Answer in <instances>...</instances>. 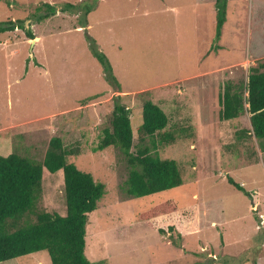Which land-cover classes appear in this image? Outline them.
<instances>
[{"label": "rangeland", "instance_id": "1", "mask_svg": "<svg viewBox=\"0 0 264 264\" xmlns=\"http://www.w3.org/2000/svg\"><path fill=\"white\" fill-rule=\"evenodd\" d=\"M218 1L0 0V23L16 22L0 35V155L43 163L54 137L80 148L69 161L105 185L87 226L92 263L264 264V153L248 131L250 113L225 120L220 103L227 83L247 95L251 68L264 63V0H227L220 36ZM94 42L112 73L93 53ZM116 100L132 111V150L149 146L176 160L181 186L128 193L127 157L116 146L97 150ZM147 100L168 114L174 142L157 136L155 148L150 137L141 139ZM42 188L35 211L11 219L16 228L42 210L67 214L64 171L45 167ZM169 198L195 212L193 220L160 217L154 228L140 218ZM0 264L53 262L42 250Z\"/></svg>", "mask_w": 264, "mask_h": 264}, {"label": "trees", "instance_id": "2", "mask_svg": "<svg viewBox=\"0 0 264 264\" xmlns=\"http://www.w3.org/2000/svg\"><path fill=\"white\" fill-rule=\"evenodd\" d=\"M12 3L11 0H8ZM71 6V5H70ZM227 0L217 3V35L220 36L227 19ZM52 12L55 11L50 6ZM15 21L0 23V35L15 29ZM22 21L19 20V25ZM31 38L34 34L28 31ZM93 53L104 68L113 72V67L107 56L101 52L95 42ZM264 63L251 68L246 82L247 95L227 83L220 95L222 105L221 117L225 120L234 119L242 112L250 113L252 128L248 130L258 140L264 153ZM241 88V87H240ZM121 100V96L117 97ZM132 111L124 103L115 101V107L110 119V126L104 129L97 150H105L111 146L118 147L127 157L129 176L126 188L130 195L144 197L166 191L183 184L181 170L176 160L160 157L152 153L149 146H134V128L131 119ZM168 114L152 100H147L143 107V124L139 128L141 139L150 137L154 147H157L155 137L167 143L175 141V135L167 132ZM78 146L68 148L61 137H54L45 155L43 163L19 153L8 156L0 155V262L12 260L24 255L46 250L53 264H105L92 263L86 256V236L90 214L98 208L99 201L105 194V185L96 181L92 173L84 172L69 156L79 153ZM56 173L64 171L67 214L42 210L36 212V221L29 225L16 228L11 219L22 218L35 211L40 201L43 188L44 168ZM229 182L247 195L250 192L233 178ZM188 214L185 219L188 224L193 220L195 212L191 211L175 198L166 199L140 214L150 226L156 228L159 218L173 221L175 218ZM174 230L173 225L161 227L159 231L166 233Z\"/></svg>", "mask_w": 264, "mask_h": 264}, {"label": "built area", "instance_id": "3", "mask_svg": "<svg viewBox=\"0 0 264 264\" xmlns=\"http://www.w3.org/2000/svg\"><path fill=\"white\" fill-rule=\"evenodd\" d=\"M261 224L264 225V214H261Z\"/></svg>", "mask_w": 264, "mask_h": 264}]
</instances>
